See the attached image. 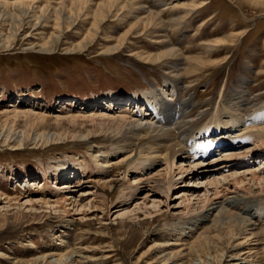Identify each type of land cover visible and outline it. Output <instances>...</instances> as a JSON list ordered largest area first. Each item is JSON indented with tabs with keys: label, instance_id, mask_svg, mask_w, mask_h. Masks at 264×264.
<instances>
[{
	"label": "rangeland",
	"instance_id": "374dc122",
	"mask_svg": "<svg viewBox=\"0 0 264 264\" xmlns=\"http://www.w3.org/2000/svg\"><path fill=\"white\" fill-rule=\"evenodd\" d=\"M102 1L0 0L8 13L25 2L45 15L12 48L0 47V264H264V117L244 131L224 128L232 106L227 98L222 110L218 98L243 81L244 113L264 108V0H169L161 11L154 0H105L115 19L123 6L129 13L105 21L85 51H66ZM72 8L87 13L84 25L41 51L55 10ZM147 13L160 28L145 31L137 17ZM166 41L182 59L194 122L191 149L168 163L147 159L151 135L124 150L131 128L103 120L154 122L144 99H173L169 59H146ZM221 210L237 217L235 228L214 226Z\"/></svg>",
	"mask_w": 264,
	"mask_h": 264
},
{
	"label": "bare ground",
	"instance_id": "6f19581e",
	"mask_svg": "<svg viewBox=\"0 0 264 264\" xmlns=\"http://www.w3.org/2000/svg\"><path fill=\"white\" fill-rule=\"evenodd\" d=\"M117 1H119V0H116V2ZM168 1L169 0H154V3H155V6L160 8V11H161L170 2V1L169 2ZM114 5L110 6V2H106L105 3V0H103L101 2V4L98 5L99 7H101V9H102L101 11L102 12L101 13L99 12L100 8L97 9L98 14H97V11L94 10L95 12H93V15H92L93 16V20L89 24V27L87 28V30L85 32V36L82 37V39L79 40L78 43L72 45V47L69 46V48L66 47L64 49H66V51H68L70 53L85 51L87 49V47H90L93 43L96 42V40H99V37L101 36L100 33L102 32V30H101L102 27L100 28V26L103 25V23L105 21L110 20V19H112V20L114 19L115 21L116 20H122V18L124 19V17L127 16V14L129 13V11H128L129 6H123L124 8H127L126 11L124 10L125 12L124 11L121 12V14H120L121 16H116L117 19H115L114 18L115 16H114L113 13L115 12L116 9L114 11H113L114 8L112 9V7ZM3 6H7V5H3ZM130 6H132V5H130ZM12 7H13V11L11 13H8V12L5 11L6 8L2 7V5H0V29H2L3 27H6L7 28V34H8L5 37V35L0 33V47H6V49L7 48L9 49V47H11V45L13 44L15 39L20 37V35L26 29L34 30L35 28H37V26H41L43 24V21L45 20V15L41 14V15L37 16L33 12V9H30L28 4H25V2L16 3ZM123 7L120 8V9H123ZM133 8L135 10V7H133ZM120 11H122V10H120ZM86 14L87 13H85V12L83 14L80 11H76L73 8L70 9V11L68 13H65V11H62L60 9L55 10L54 32L52 34H50V36L47 38V40H46L47 42L45 43V45L44 46L42 45L43 49L41 51H53L57 46H59V45L63 46L65 44H67L65 41L63 42L64 36H65L64 35V31H66V32H70V31L76 32L77 29H78L77 28L78 23L80 24L81 21H83V20H81L82 15L85 17ZM135 14H137V13H135ZM143 16L139 17V18L137 17V21L138 22H140V21L141 22H145L144 26H146L148 24V28L145 29L146 32H149V30L152 27V25H155V24L157 25L158 24L159 25L158 28L161 27L160 26L161 22L158 20L156 15H154L152 13H147V14H145L144 17ZM120 17H122V18H120ZM137 24H139V23H137ZM80 25H84V24L81 23ZM139 29H140V26H139ZM35 30H37V29H35ZM132 31H133V29H132ZM146 32H144V33H146ZM131 36H133V35H131ZM122 41H125V40H122ZM157 45H159V46L161 45L160 47L163 46L164 49L161 50L159 53H157L155 56H146V59L148 60V62H159L161 60L169 59L168 60V61H170L168 63V65L170 66L169 67V69H170L169 71H171V73L173 75L172 79L170 80V83H171V85L173 87L172 88V90H173V99H171L170 102L168 103L166 101L161 100V98L158 97L156 94H149V98L144 95L146 97V99H144V101H145L144 103L145 104H146V100H147V102H148V100H149V102H150V100H152L151 104H149V105L146 104V105H147V107L150 110H152V113H153L152 116H153V118L155 120L154 122L153 121H148V123H147V121H146V122L132 123L131 121H128L127 117H124V116H122V118L117 119L116 121L115 120L111 121V119L110 120L103 119V120H105L107 122H114L113 128L116 127V128L120 129L124 125H126L127 128H131L130 137L127 139L130 142L127 145L122 146V149H124V150H126L127 149L126 147H128V146H130V147H133V145L135 146V143L137 144L139 142V138L142 135H145V134L151 135L153 137L152 138V142H149V144H147V142H146V144L149 145V146L147 148H144V149H146V151H149L150 152L149 154L151 155L150 158H147V159H154V157H163V159L166 161V163H168V162H171V161L173 162V159H174L175 155H177V153L184 152L187 149L185 147L186 144H188V148L191 149L190 148V143L192 142L191 138L194 137V133L192 132V127L194 126V122L190 121V123H189L187 121V118L188 119L190 118V112H187V110L191 109L192 100L191 99L190 100L183 99L184 98L183 97V89L180 86H181V84L183 82V78H184L185 72L179 69V67H181V62H182V59L178 58V55H177V53L179 51H177V49L173 47L174 45H172L171 41H166L163 44L161 42L154 43V46L157 47ZM122 46H123V42H121L118 46H111V47H108V48H103L102 49V53L103 52L104 53H108V54L117 53L118 50L120 48H122ZM210 48H212V46H210ZM189 61H190V66H191V62H194V60L189 59ZM186 73H187V71H186ZM245 85H246V82L244 83L243 81H239L237 83V87L229 91V93H228L229 95L228 94L227 95L223 94V97H222V93H221L219 95V97H218L219 98L220 108L222 110H223L224 107L227 106V98L230 101V103L228 105L232 106V109H229L230 111H232V114L231 115H226L227 116L226 118H228L227 121H230V124L229 123H224L223 124L224 128L234 129L238 125L239 126H241V125L243 126L244 125L243 128H241L242 131H244V130H247V128L250 126L251 123L255 124L256 120H259L262 116L264 117V108H261V107L259 108V110L261 111V114H257V115L255 114V112H257L259 110L253 111V112L251 111L250 114L244 113L245 107L242 105L241 102H239L237 100V98L245 97L247 95V93L250 92V91L248 92V90L245 88ZM158 99H160V100H158ZM156 100H158V101H156ZM136 102L138 103L137 99H136ZM248 102H250V101H248ZM137 103L134 102V104H137ZM193 108H194V106H193ZM100 121H102V120H100ZM216 122H218V121H216ZM246 123H248V124H246ZM101 125L102 124H100L99 126H101ZM182 127H187V128L185 130H182ZM220 127H222V126H220ZM250 129H257V128H256V126H252L248 130H250ZM260 129L262 131V132L260 131L261 132L260 133L261 136H264V128H260ZM175 131H179V132L176 133V135H175L174 134ZM116 132L117 131H115V133ZM38 137H40V138L44 137L46 139V142H48L49 139H50V136H45V135L44 136L40 135ZM34 140H37V138H35ZM22 141L23 140L21 138L18 140V143H19L18 147L22 144ZM176 142H178V144ZM141 153H142V151H141ZM157 153H159V154H157ZM168 165H171V163L168 164ZM222 210L219 212L220 218L215 219L213 221L214 226L217 225V224L218 225H225L228 230L231 229V227L235 228V225H233L234 223L232 222V220L236 219L237 217H235L234 215H227L226 216V214L224 215V212H222ZM221 216H222V219H221ZM244 221L242 220V222L245 224ZM240 222H241V220H240ZM244 224H242V225H244ZM244 227H245V225H244ZM240 231L241 230H239V232ZM200 235L203 236L202 234H200ZM235 235H237V234H235ZM231 236H232V234H231ZM238 260H239V258H238Z\"/></svg>",
	"mask_w": 264,
	"mask_h": 264
}]
</instances>
